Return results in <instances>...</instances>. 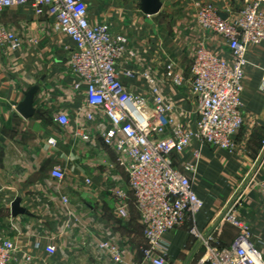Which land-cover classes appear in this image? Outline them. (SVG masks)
Returning <instances> with one entry per match:
<instances>
[{"label": "crops", "instance_id": "crops-1", "mask_svg": "<svg viewBox=\"0 0 264 264\" xmlns=\"http://www.w3.org/2000/svg\"><path fill=\"white\" fill-rule=\"evenodd\" d=\"M86 1L92 24L107 23L113 34L128 39V51L117 63L125 87L150 97L151 87L142 76L149 71L166 102L174 106L175 120L194 128L198 99L190 86L195 52L190 44L203 41L229 56L222 40L199 26L197 5L213 3L223 15L236 19L244 0H185L178 45L153 19L162 12L163 0L155 15L141 10V0ZM0 23L22 43L17 50L0 46V239L17 245L10 264H152L142 252L147 241L136 207L129 204L127 217L119 212L124 201L116 191H131L118 152L104 142L110 122L89 105L85 85L78 87V76L67 67L72 38L54 28L48 8L39 15L30 4L4 9ZM247 60L244 124L236 147L230 152L205 145L191 173L204 201L196 225L223 245L232 244L240 232L223 218L230 208L249 226L254 243L264 240V42L249 48ZM170 64L184 75L182 85L168 75ZM130 70L135 77L126 76ZM34 85H39L37 112L26 118L18 105ZM60 114L69 118L67 124L54 119ZM195 148L194 142L181 161L176 159L179 167L193 159ZM56 167L62 168L64 179L52 176ZM17 199L26 212L14 216ZM164 240L166 264H208L207 247L190 232L189 224L169 231ZM105 241L124 250L122 261L100 247Z\"/></svg>", "mask_w": 264, "mask_h": 264}, {"label": "built area", "instance_id": "built-area-1", "mask_svg": "<svg viewBox=\"0 0 264 264\" xmlns=\"http://www.w3.org/2000/svg\"><path fill=\"white\" fill-rule=\"evenodd\" d=\"M30 4L37 14L48 8L55 17L54 28L67 33L74 42L67 67L78 76L77 86L85 85L88 103L100 109L110 122L103 133L104 142L118 152V162L125 169L131 195L124 189L116 191L123 199L119 208L128 216L129 204L139 214L147 244L142 247L144 259L152 264H166L164 236L171 230L190 225V232L207 247L208 264H264V240L254 243L249 226L237 211L230 208L223 218L240 230L234 242L223 245L212 234L204 235L196 225V215L204 201L198 195L191 173L197 168L205 145L234 151L236 135L244 124L245 68L252 45L264 42V0H244L236 19L223 17L213 3L198 5L199 25L219 37L229 49V56L208 47L194 52L190 86L198 99V119L194 128H186L172 116L174 106L164 99L156 79L149 71L142 76L151 87L150 97L130 92L124 85L117 63L127 50L125 35L113 34L109 24H92L86 0H0V13L11 6ZM21 38L0 23V46L17 50ZM134 55L133 51H129ZM168 75L182 85L184 75L168 66ZM126 76L135 77L133 71ZM93 113L88 114L93 119ZM56 121L67 124L69 118L60 114ZM88 139V135L83 134ZM51 142H54L51 139ZM196 143L194 157L182 167L176 159ZM52 176L65 177L56 167ZM89 181V180H88ZM64 196L63 201L68 202ZM100 247L113 259L122 261L124 250L105 241ZM16 243L0 239V264H10Z\"/></svg>", "mask_w": 264, "mask_h": 264}, {"label": "rangeland", "instance_id": "rangeland-1", "mask_svg": "<svg viewBox=\"0 0 264 264\" xmlns=\"http://www.w3.org/2000/svg\"><path fill=\"white\" fill-rule=\"evenodd\" d=\"M122 1L123 2H125V1L129 2V0H122ZM163 1H164V7H163L162 12L153 19H154L155 23L160 26V29L169 31V33H170L169 35L172 36L173 39L176 40L175 43H176V45H178V44H180V15H181L180 12L182 10L181 8L184 5H186L187 2L185 0H163ZM198 5H200V4L198 3ZM198 5H197V7H199ZM196 13H198V8H197ZM202 30H204L205 32H208L207 30H205L203 28H202ZM193 44H190L192 46V52L197 50L200 47H203V46L211 48V46H209L207 43H205L203 41H200V42L197 41V42H194ZM211 49H213V48H211ZM215 52H217V51H215Z\"/></svg>", "mask_w": 264, "mask_h": 264}, {"label": "water", "instance_id": "water-1", "mask_svg": "<svg viewBox=\"0 0 264 264\" xmlns=\"http://www.w3.org/2000/svg\"><path fill=\"white\" fill-rule=\"evenodd\" d=\"M163 7L162 0H141V10L147 15L158 14ZM226 18V15H223ZM39 90V85H34L26 93L23 101L18 105V111L26 118L33 116L37 110L34 108L35 94ZM13 215L16 216L25 213L26 210L21 206L19 199L12 205Z\"/></svg>", "mask_w": 264, "mask_h": 264}]
</instances>
